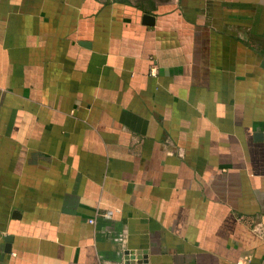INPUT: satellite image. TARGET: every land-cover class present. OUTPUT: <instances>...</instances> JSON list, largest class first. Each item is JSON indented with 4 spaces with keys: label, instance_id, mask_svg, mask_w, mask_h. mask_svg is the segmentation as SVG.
<instances>
[{
    "label": "crops",
    "instance_id": "1",
    "mask_svg": "<svg viewBox=\"0 0 264 264\" xmlns=\"http://www.w3.org/2000/svg\"><path fill=\"white\" fill-rule=\"evenodd\" d=\"M129 251L264 264V0H0V264Z\"/></svg>",
    "mask_w": 264,
    "mask_h": 264
},
{
    "label": "water",
    "instance_id": "2",
    "mask_svg": "<svg viewBox=\"0 0 264 264\" xmlns=\"http://www.w3.org/2000/svg\"><path fill=\"white\" fill-rule=\"evenodd\" d=\"M154 17L150 15H145L144 23L146 25H153L154 24ZM6 245L2 247L4 249V253H10L11 251V239L6 238ZM124 264H147V255L145 252H126L124 257Z\"/></svg>",
    "mask_w": 264,
    "mask_h": 264
},
{
    "label": "built area",
    "instance_id": "3",
    "mask_svg": "<svg viewBox=\"0 0 264 264\" xmlns=\"http://www.w3.org/2000/svg\"><path fill=\"white\" fill-rule=\"evenodd\" d=\"M106 216H107V217H111V216H112V212H108V213L106 214Z\"/></svg>",
    "mask_w": 264,
    "mask_h": 264
}]
</instances>
